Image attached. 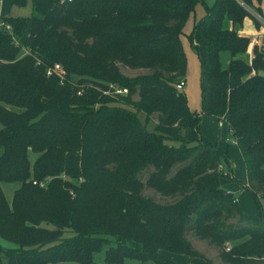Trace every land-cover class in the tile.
<instances>
[{"label": "trees", "instance_id": "1", "mask_svg": "<svg viewBox=\"0 0 264 264\" xmlns=\"http://www.w3.org/2000/svg\"><path fill=\"white\" fill-rule=\"evenodd\" d=\"M241 1L253 6L216 0L195 24L199 114L177 85L187 71L183 28L203 0H31L32 16L0 18L10 25L0 27V237L12 245L0 243V264L101 255L102 264H198L188 232L219 247L223 262L264 264V44L251 63L237 57L250 46L238 32L251 16ZM55 64L64 84L46 74ZM121 64L152 72L129 77ZM208 116L223 119L241 149L260 217L225 188L233 164L202 134ZM4 183L20 185L11 202Z\"/></svg>", "mask_w": 264, "mask_h": 264}, {"label": "rangeland", "instance_id": "2", "mask_svg": "<svg viewBox=\"0 0 264 264\" xmlns=\"http://www.w3.org/2000/svg\"><path fill=\"white\" fill-rule=\"evenodd\" d=\"M216 0H203L204 3H199L197 4L195 10L190 14L189 18L186 20L184 28H183V33H182V42H183V49L186 55L187 59V71L186 75L184 77L185 81V87L183 89V92L186 94L189 104V108L192 112L194 113H202L203 110V101H202V69H201V63L198 57V54L196 52L195 46L193 44V41L191 38V35L194 31L195 24L202 19L205 14H206V9L205 6H211L215 3ZM13 0H0V12L4 13V9L6 7V13L8 14L9 17H30L33 14V8H32V2L31 0H28V3L24 7H19L16 5L12 6ZM260 2V1H258ZM258 2L256 4H258ZM247 6V5H246ZM248 11L251 13V16L247 17V19L252 22V24L256 25L255 28L259 30V26L264 24V16L262 15V12L259 14L258 11L256 10V7L253 6H247ZM261 10V9H260ZM257 16V18L255 17ZM263 17V18H262ZM246 19V18H245ZM255 19H258V26L255 22ZM261 20V21H260ZM225 24V21H224ZM226 25V24H225ZM224 25V27H225ZM240 34V33H239ZM241 35V34H240ZM243 36V35H242ZM250 39V37H248ZM251 42V39H250ZM264 44L261 43L259 46H262ZM249 50V49H248ZM248 52V51H247ZM246 52V53H247ZM222 56L220 57L221 62L223 66H226L228 61L230 60V53L228 51L222 52ZM243 55V54H241ZM238 55L237 57L241 56ZM244 58L247 60L248 55L244 54ZM120 69L123 74L129 76V77H136L139 75H144V74H149L152 72L150 69H132L130 67L120 65ZM135 99H138L137 96L134 97ZM12 108V107H10ZM18 110V109H15ZM139 118L141 119L142 122L146 121L145 114L140 113ZM157 121V115L153 116L152 121L148 124V128L152 130L154 128L155 122ZM203 123L201 126V132L205 136V133H212L215 136L218 134L222 133L224 129H222L218 125V121L216 120V117L208 116L203 119ZM207 136V135H206ZM205 136V137H206ZM232 139V138H231ZM232 151L236 152V146L233 145V143H230ZM236 148V149H235ZM37 155L34 153H30V159L32 162L36 159ZM239 158H240V153H239ZM232 168H233V173L237 178H240V176L244 174L245 172V167L244 163L240 162L238 160L237 156L232 157ZM241 165L243 167H241ZM143 181L146 182L148 178V172H144L143 175ZM19 183H4L2 184V189L4 191V194L6 196V199L11 202L13 200V196L15 191L19 188ZM146 196L152 197L156 201L160 203H170L173 202L174 200L171 198H166L161 196L158 192L154 191L151 188H145L143 192ZM261 206L262 210L264 213V199L261 201ZM256 205V210L260 212L261 214V209L259 204L255 203ZM259 209V210H258ZM236 222V220H233ZM187 239L190 240V242L193 244L194 248L201 254L202 258H197L194 260V262L198 264H230L223 262L221 258V249L217 247L214 244H210L207 240H202L199 239L197 236H195L193 233L188 232L187 233ZM0 243L3 244L4 246H12L10 243L7 241L3 240L0 237ZM99 259L97 260V263L95 264H102L101 262L103 261L102 255L97 256ZM52 264H80L77 262H60V263H52Z\"/></svg>", "mask_w": 264, "mask_h": 264}, {"label": "crops", "instance_id": "3", "mask_svg": "<svg viewBox=\"0 0 264 264\" xmlns=\"http://www.w3.org/2000/svg\"><path fill=\"white\" fill-rule=\"evenodd\" d=\"M14 1V0H13ZM258 1L257 0H253V6L256 8H260L262 15L264 16V0L258 2V4H256ZM6 7L4 9V13L6 12ZM263 18V17H262ZM225 28L228 29H232L233 28V24L230 20H226L225 19ZM256 25L252 24V22H250L247 18L244 20L243 26H241V28H238V32L241 34V36H246V37H250L251 42H250V46H249V50L247 54L249 57L246 60L244 57V54L239 56V58L241 57L242 59L246 60L247 62L251 63L252 59L255 57L254 56V47L256 46V44L259 46L261 43L264 42V24L262 23V25L259 27V30L257 28H255ZM262 75H264V73H262ZM212 117H216V116H212ZM216 120L218 121V125L224 129V131L220 134H218L217 136L214 137V135L212 133H205V136L207 137V139L209 141H211L214 144L219 145L222 149L227 150V152L229 153L230 157H231V162H232V157L237 156L238 160L242 163H244V167H245V172L243 174V176L241 175L240 178H237L234 173L233 176L236 178L235 181L227 184L225 186V188L232 193H235V196L237 197V201L239 202L241 208L243 209V211H245V213H247L249 216L258 218L260 217V212L256 210V205L257 201L255 200L254 196H252L250 194V192L247 190V185H248V177H247V170H246V164L245 161L243 159L242 153H241V149H239V147L237 146L236 143L232 142L233 139L230 138L229 136V129H228V125L226 122H223L222 126L220 125V120L218 119V117H216ZM204 125V123H203ZM230 143H233V145L236 146V152L232 151L231 145ZM239 153H240V158H239ZM241 167H243L241 165ZM262 199H260L261 201ZM261 203V202H260ZM259 210V209H258ZM170 257L176 261V262H181V263H189L191 262V259L187 256L184 255H175V254H169ZM194 262V260H193Z\"/></svg>", "mask_w": 264, "mask_h": 264}, {"label": "built area", "instance_id": "4", "mask_svg": "<svg viewBox=\"0 0 264 264\" xmlns=\"http://www.w3.org/2000/svg\"><path fill=\"white\" fill-rule=\"evenodd\" d=\"M240 1V0H239ZM241 5L242 6H245L246 8H247V6H246V4L244 3V2H242L241 1ZM4 14L2 13V12H0V18H2V17H4L3 16ZM255 17V16H254ZM255 18H257V16L255 17ZM258 20V19H257ZM261 21V20H260ZM1 26H4L6 29H8V30H10V25H6L4 22H0V27ZM46 74H47V76H49V77H52V76H57L58 78H59V80H60V82H61V84H64V82L66 81V72H65V70L63 69V67L60 65V64H55L53 67H49L48 69H47V71H46ZM185 81H181L178 85H177V88L178 89H180V90H183L184 89V87H185ZM82 92H83V89H80L79 91H78V94H82ZM116 93H118V94H127L128 93V91H127V89H116ZM223 122H225V121H223V119L220 121V125L222 126V124H223ZM232 142H234V143H236V140H232ZM37 182H34V185L36 184ZM230 249V246H228V250Z\"/></svg>", "mask_w": 264, "mask_h": 264}]
</instances>
